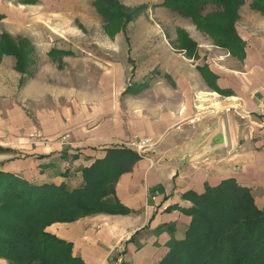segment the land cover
<instances>
[{
    "label": "crops",
    "instance_id": "crops-1",
    "mask_svg": "<svg viewBox=\"0 0 264 264\" xmlns=\"http://www.w3.org/2000/svg\"><path fill=\"white\" fill-rule=\"evenodd\" d=\"M96 1L0 0V24L12 26L18 15L31 13L49 21H87L85 14L101 15ZM116 1L143 10L118 30L106 29L104 18V31L95 32L104 37V65L81 67V76L77 67L51 83L39 76L22 83L14 77L16 58L0 51V172L36 185L78 188L82 170L109 149H132L135 136L153 139L156 145L116 184V197L131 214L85 215L46 232L70 243L82 264H104L117 245L125 249L124 264H160L170 242L183 240L192 222L178 209L167 211L191 207L183 194H203L234 179L250 189L264 212V127L255 114L264 104V0L260 10L252 6L257 0H244L240 9L241 53L216 46L180 15L181 23L168 32L162 24L171 26L178 15L162 6L165 0ZM138 23L145 28H136ZM52 32L44 35L51 45L30 33L16 38L7 29L0 40L25 39L34 53L52 60L60 55L66 62L72 52L57 46L61 35ZM180 32L195 44L192 58L176 49ZM146 73L150 77L141 80ZM230 107L251 114L241 119ZM220 123L225 146L203 154Z\"/></svg>",
    "mask_w": 264,
    "mask_h": 264
},
{
    "label": "trees",
    "instance_id": "trees-1",
    "mask_svg": "<svg viewBox=\"0 0 264 264\" xmlns=\"http://www.w3.org/2000/svg\"><path fill=\"white\" fill-rule=\"evenodd\" d=\"M209 5L217 10L206 12ZM243 5L244 0H165L162 6L190 19L216 46L241 53L236 22ZM95 6L110 30L124 28L143 10H127L116 0H98ZM252 6L260 10V0ZM193 48L195 44L180 32L176 49L186 50L192 58ZM4 50L16 58V71L27 74L34 55L31 43L3 36L0 51ZM143 157L125 147L109 149L104 159L82 170L83 184L78 188L36 185L0 172V259L9 264H82L73 257L71 244L46 228L91 214H131L118 201L116 184ZM182 197L191 202L190 208L172 206L167 211L178 209L192 222L183 240L170 242L160 264H264V212L250 189L227 179L203 194L191 191Z\"/></svg>",
    "mask_w": 264,
    "mask_h": 264
},
{
    "label": "rangeland",
    "instance_id": "rangeland-1",
    "mask_svg": "<svg viewBox=\"0 0 264 264\" xmlns=\"http://www.w3.org/2000/svg\"><path fill=\"white\" fill-rule=\"evenodd\" d=\"M216 10L217 8L215 6L210 5L207 7L206 12H213ZM176 14L178 15V20L174 21L171 26L168 23H161L162 27L166 28L168 32H173L174 28H177L176 24L181 23L179 20L182 16L180 17L177 12ZM85 15L88 18L87 21L76 20L71 22H61L45 20L44 16H37L36 13H31L30 16L24 15V18L18 15L12 26L0 24V32H4L5 29H7L14 35H17L14 36L16 38L25 33L38 35V37L43 40L42 42L44 45L52 44V40L44 37V35L47 32L53 31L55 34L58 33L61 35V38L58 39L57 46L66 48L72 52V56L67 57L66 62L62 61L60 55H56L54 57L55 59L52 60L50 57H47L46 54L36 52L32 57V63L28 68V73L23 75L19 72H15L16 70L14 66V77H21L22 83H24L27 79L39 76L45 80H49L51 83L53 79L58 80L68 78L71 69L74 70L78 67L76 72L81 76V67L83 68L82 70H84V68H95L104 65V37L95 34L96 31H104V17L99 14H94V16H89L88 14ZM136 28L145 27L143 26V23H138L136 24ZM72 31H76L77 34L74 35L68 33ZM65 33L70 34V36L67 34L65 35ZM204 37L208 36L204 34ZM208 38L211 40L210 37ZM55 40L53 42H55ZM149 77V74L146 73L141 77V80L145 81ZM21 154L22 153L19 151L14 153L16 157H20Z\"/></svg>",
    "mask_w": 264,
    "mask_h": 264
},
{
    "label": "built area",
    "instance_id": "built-area-1",
    "mask_svg": "<svg viewBox=\"0 0 264 264\" xmlns=\"http://www.w3.org/2000/svg\"><path fill=\"white\" fill-rule=\"evenodd\" d=\"M228 111L234 112L237 116H239L241 119H246L248 116H250L251 113L246 112L244 107H230L227 109ZM255 114L260 117V125L264 127V104L260 105L255 112ZM199 119L197 117L191 119L189 122L195 123V121H198ZM156 143L151 138H142L135 136L132 141L130 142L131 148L136 151L137 153L141 155H145L153 146H155ZM125 249L122 245H117L111 249L106 261L104 264H124V255Z\"/></svg>",
    "mask_w": 264,
    "mask_h": 264
},
{
    "label": "water",
    "instance_id": "water-1",
    "mask_svg": "<svg viewBox=\"0 0 264 264\" xmlns=\"http://www.w3.org/2000/svg\"><path fill=\"white\" fill-rule=\"evenodd\" d=\"M225 146V135L222 123H220L217 131L212 135L208 143L203 149V154H208L221 149Z\"/></svg>",
    "mask_w": 264,
    "mask_h": 264
}]
</instances>
